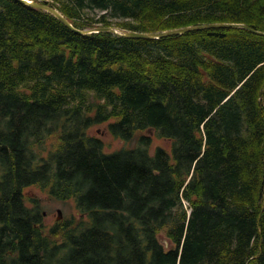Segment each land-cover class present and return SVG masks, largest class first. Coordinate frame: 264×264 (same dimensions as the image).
<instances>
[{"label": "trees", "instance_id": "trees-1", "mask_svg": "<svg viewBox=\"0 0 264 264\" xmlns=\"http://www.w3.org/2000/svg\"><path fill=\"white\" fill-rule=\"evenodd\" d=\"M34 1L119 33L0 0V264H264V0Z\"/></svg>", "mask_w": 264, "mask_h": 264}, {"label": "rangeland", "instance_id": "rangeland-1", "mask_svg": "<svg viewBox=\"0 0 264 264\" xmlns=\"http://www.w3.org/2000/svg\"><path fill=\"white\" fill-rule=\"evenodd\" d=\"M92 134H98L101 136V138L105 142V150L106 151H112L115 149H118L123 146H131L136 144L135 140L126 142L121 139L114 138L110 135L106 128V124H99L95 127H93L90 131ZM146 133H153L152 130L146 131ZM156 144H161L164 146H167L168 141L165 139H156L154 140V143L152 145V149ZM29 191L32 192L33 195L36 197H40V204L42 206L43 212H44V222L49 225L52 224L55 219H61L64 216H69L70 214L74 213L78 215L77 210L74 207V203L72 201H66L62 202L59 200H55L52 198H49L44 193L38 191L37 189H29ZM60 210V218H58V211Z\"/></svg>", "mask_w": 264, "mask_h": 264}, {"label": "water", "instance_id": "water-1", "mask_svg": "<svg viewBox=\"0 0 264 264\" xmlns=\"http://www.w3.org/2000/svg\"><path fill=\"white\" fill-rule=\"evenodd\" d=\"M17 1L24 3V4L32 5L34 7H37V8H40V9H43V10H46V11L53 13L64 24H66L68 27H70L71 29H73L79 33H88V32H92V31H100V30H110V31L117 33V31L111 27H101V28H96V29H91V30H79V29L74 28L73 25L67 20V18L63 14H61L57 9L51 7L50 5L40 3V2L34 1V0H17ZM229 26H236V25L233 23H211V24L208 23V24H203V25L188 26V27H184V28L172 29V30L161 31V32L147 33V32L128 31V32H125L124 34L126 36H129V37L158 39V38H161L164 36L177 34V33H183L185 31L193 30V29L209 28V27H229ZM248 29H250V28H248ZM258 33L263 34L262 32H258ZM57 211H58V218H60L61 217L60 216V210H57Z\"/></svg>", "mask_w": 264, "mask_h": 264}, {"label": "bare ground", "instance_id": "bare-ground-1", "mask_svg": "<svg viewBox=\"0 0 264 264\" xmlns=\"http://www.w3.org/2000/svg\"><path fill=\"white\" fill-rule=\"evenodd\" d=\"M264 34V32H262Z\"/></svg>", "mask_w": 264, "mask_h": 264}]
</instances>
